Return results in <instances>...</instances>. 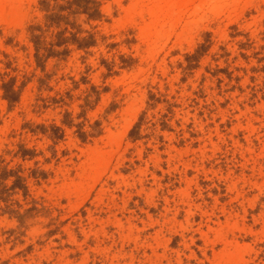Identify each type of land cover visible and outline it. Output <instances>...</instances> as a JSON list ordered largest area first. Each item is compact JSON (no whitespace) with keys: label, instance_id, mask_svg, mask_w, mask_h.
I'll return each instance as SVG.
<instances>
[{"label":"rangeland","instance_id":"obj_1","mask_svg":"<svg viewBox=\"0 0 264 264\" xmlns=\"http://www.w3.org/2000/svg\"><path fill=\"white\" fill-rule=\"evenodd\" d=\"M95 2L0 0V264H264V0Z\"/></svg>","mask_w":264,"mask_h":264},{"label":"trees","instance_id":"obj_2","mask_svg":"<svg viewBox=\"0 0 264 264\" xmlns=\"http://www.w3.org/2000/svg\"><path fill=\"white\" fill-rule=\"evenodd\" d=\"M72 4L75 5V8L77 10L81 9V11L87 13L89 17H95L99 15V9L96 6L97 2H95V0H72ZM37 51H38V48H37ZM36 57L38 59L37 53H36Z\"/></svg>","mask_w":264,"mask_h":264}]
</instances>
